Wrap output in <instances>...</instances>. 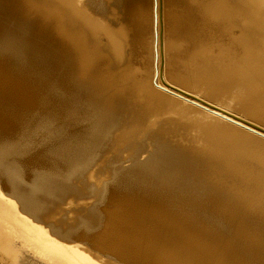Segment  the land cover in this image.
Here are the masks:
<instances>
[{"label": "rangeland", "instance_id": "obj_1", "mask_svg": "<svg viewBox=\"0 0 264 264\" xmlns=\"http://www.w3.org/2000/svg\"><path fill=\"white\" fill-rule=\"evenodd\" d=\"M64 1L69 2L66 15ZM86 1L0 0V127L2 120L10 123L13 137L17 139L9 158V164L15 166L13 174L19 178L27 175L32 181L29 187L34 191L36 182L48 187L44 194L56 189L43 196L42 204L47 205L48 201L49 204L44 209L48 212L40 214L42 223L55 232L52 234L55 239L77 245L98 264H131L98 248L96 239L106 229L108 212L114 208L126 209V229L141 233L156 232L150 214L161 212L198 235L210 250L226 254L227 258L221 262L216 258L212 264H264V185L251 186L255 184L253 181L264 180L259 166L264 165V137L252 135L261 147L252 155L259 156L257 161L249 159L245 152L236 151L238 146L231 141L225 148L231 158L218 160L210 152L212 144L209 143L220 144L216 127H234L232 123L170 94L160 92L162 101L156 103L145 97L146 86L153 92L158 91L154 84L157 69L171 86L189 91L193 96L201 95L203 99V87L177 86L171 77H178V73L184 71L190 55L203 50L206 59H214L229 69L234 67L240 77L222 90L223 93L203 100L210 103L209 108L221 107L243 119L234 110L240 88L238 82L245 78L243 81H249L250 90L264 92V59H258V55L264 57V0H146L145 29L139 45L131 50L126 48L130 36L126 41V31L122 32L118 19L114 16L106 19L97 13L106 7L107 0ZM219 2L222 9L217 7ZM75 8H79L77 14L73 13ZM218 9L225 16H217ZM76 21L81 30L86 31L77 33L78 37L70 33L79 42L75 39L68 43L63 22ZM246 33H256L258 38L260 48L254 55V52L248 54V48L243 51L233 47V42L238 39L241 42L246 37H240ZM117 42L120 52L114 46ZM187 42L191 44L189 47ZM218 51L223 54H217ZM244 120L264 130V122L254 118ZM243 130L240 132L248 144L246 132L251 131ZM4 133L0 130V141ZM22 148L27 149L26 161L21 159L25 158L20 154ZM147 159L152 161L147 163ZM176 159L184 165L177 166ZM5 160L1 155L0 168L8 164ZM229 162H240L242 167L227 170ZM186 163H191L190 167ZM145 211L151 212L146 214Z\"/></svg>", "mask_w": 264, "mask_h": 264}, {"label": "bare ground", "instance_id": "obj_2", "mask_svg": "<svg viewBox=\"0 0 264 264\" xmlns=\"http://www.w3.org/2000/svg\"><path fill=\"white\" fill-rule=\"evenodd\" d=\"M16 1V0H15ZM30 1V0H29ZM40 1V0H39ZM43 1V0H42ZM90 1V0H87ZM86 1V2H87ZM149 1V0H147ZM181 1V0H180ZM187 1V0H186ZM10 2V1H9ZM37 2V0H36ZM35 2V3H36ZM85 2V1H84ZM93 2V1H92ZM192 2V1H191ZM216 2V1H214ZM29 3V2H28ZM34 3V4H35ZM40 3V2H39ZM63 3V2H62ZM69 2L64 1L65 6V15L67 13V8H69L68 5ZM86 4V3H85ZM211 4V3H209ZM221 4L219 2V5L217 7L219 9H222ZM224 4V3H223ZM38 5V4H37ZM145 5H147L146 0H107L106 1V7L99 10L97 13L104 15L106 19L108 17L113 16L118 19L117 24H119L120 28L122 29V32L125 33L126 31V41L128 36H130V44L126 43V48L128 50L133 49L134 46H138L140 43V37L141 33L145 29V20H146V8ZM184 5V4H183ZM190 5V4H189ZM213 5V4H212ZM215 5V4H214ZM225 5V4H224ZM21 6V5H20ZM227 6V5H226ZM225 6V8H227ZM67 7V8H66ZM178 7V6H177ZM182 6H180L181 8ZM190 7V6H189ZM209 7V6H208ZM212 7V6H210ZM214 7V6H213ZM212 7V9H214ZM149 8V7H148ZM207 8V7H206ZM205 8V10H206ZM13 9V8H12ZM35 9V8H34ZM41 9V8H39ZM79 9V8H77ZM76 8L73 10L74 14L78 13V10ZM208 9V8H207ZM218 9V10H219ZM19 10V9H18ZM38 10V9H37ZM42 10V9H41ZM211 10V8H210ZM216 10V9H215ZM214 10V11H215ZM36 11V10H35ZM187 11V10H186ZM192 11V10H191ZM179 12V11H177ZM181 12V11H180ZM179 12V13H180ZM220 12V10H219ZM217 16H220V14H224L222 12L219 13ZM227 12V11H226ZM20 13V12H19ZM31 13V12H30ZM38 13V12H37ZM53 13V12H52ZM215 13L216 12H211ZM42 14V12H41ZM47 14V12H46ZM56 14V13H55ZM54 14V15H55ZM149 14V13H148ZM186 14V13H185ZM64 15V16H65ZM181 14H179L180 16ZM214 15V14H213ZM212 15V16H213ZM48 16V15H47ZM51 16V15H50ZM185 16V15H184ZM225 16V14H224ZM20 17V16H19ZM42 17V16H41ZM227 17V16H226ZM103 18V17H102ZM165 18V17H164ZM215 18V17H213ZM220 18V17H219ZM25 19V18H24ZM50 19V17H49ZM48 19V20H49ZM62 19V18H61ZM110 19V18H109ZM223 19V18H222ZM225 19V18H224ZM223 19V20H224ZM21 20V19H19ZM29 20V19H28ZM39 20V19H38ZM44 20V19H43ZM105 20V19H104ZM26 21V20H25ZM63 21V20H62ZM166 21V18H165ZM218 21V18L217 20ZM226 21V20H225ZM107 22V21H105ZM112 22V20H111ZM114 22V21H113ZM164 22V21H163ZM167 22V21H166ZM16 23V22H14ZM13 23V24H14ZM62 23V22H60ZM64 23L65 30L67 31V39L68 43L74 42L76 38L71 36L70 33H83L81 30V26H78V21H76L73 24L70 23ZM108 23V22H107ZM110 23V22H109ZM116 23V22H115ZM226 23V22H225ZM17 24V23H16ZM25 24V23H24ZM23 24V25H24ZM70 24V25H69ZM114 24V23H112ZM135 24V25H134ZM224 24V23H223ZM69 25V26H68ZM111 25V23L109 24ZM165 25V24H164ZM20 26V25H19ZM32 26V25H31ZM113 26V25H112ZM118 26V27H119ZM149 26V25H148ZM21 27V26H20ZM26 27V26H25ZM36 27V26H35ZM54 27V26H53ZM115 27V26H114ZM165 27V26H164ZM14 28V27H13ZM32 28V27H30ZM58 28V27H57ZM61 28V27H60ZM134 28V30H133ZM16 29V28H15ZM36 29V28H35ZM50 29V28H49ZM103 29V28H102ZM113 29V28H112ZM115 29V28H114ZM147 29V28H146ZM5 30V28H4ZM18 30V29H17ZM62 30V29H61ZM64 30V31H65ZM150 30V29H149ZM13 31V30H12ZM31 31V30H30ZM3 32V31H2ZM22 32V31H21ZM42 32V31H41ZM169 32V30H168ZM6 33V32H5ZM31 33V32H28ZM59 33V32H58ZM65 33V32H64ZM121 33V32H120ZM43 34V33H42ZM46 34V33H45ZM143 34V33H142ZM157 34V33H156ZM223 34V33H220ZM235 34V33H234ZM256 33H246L244 36L240 37L245 39H242L241 42L238 39L237 41H234L233 47L235 49L243 50L244 48H248V54L252 52L253 55L256 54V50L260 48L258 46L259 42L257 41L258 38L255 37ZM80 35V34H79ZM87 35V34H86ZM85 35V36H86ZM159 35V34H158ZM187 35V34H186ZM202 35V33H201ZM227 35V34H226ZM225 35V36H226ZM258 35V34H257ZM256 35V36H257ZM35 36V35H34ZM65 36V35H64ZM90 36V35H89ZM184 37V35H182ZM203 36V35H202ZM229 36V34L227 35ZM226 36V37H227ZM56 37V36H55ZM144 37V36H143ZM156 37V36H155ZM186 37V36H185ZM234 37V36H233ZM237 37V36H236ZM235 37V39H236ZM238 37V38H239ZM258 37V36H257ZM41 38V37H40ZM46 38V36H45ZM158 38V36H157ZM188 38V37H187ZM79 39V38H78ZM88 39V38H87ZM216 39V38H215ZM34 40V39H33ZM118 42L120 41V37L117 36ZM184 40V39H183ZM62 41V40H61ZM78 41L77 39L75 42ZM85 41V39H84ZM83 41V42H84ZM158 42L157 40H155ZM226 41V40H225ZM40 42V41H39ZM79 42V41H78ZM88 42V40H87ZM117 42L116 51L120 52L119 44ZM208 42V41H207ZM232 42V41H231ZM50 43V42H49ZM190 43V42H189ZM195 45H197V42H194ZM218 43V42H217ZM46 44V43H45ZM62 44V43H61ZM65 44V42H64ZM75 44V43H74ZM89 44V43H87ZM157 44V43H156ZM76 45V44H75ZM191 45V44H190ZM187 42V46H190ZM192 44V46H195ZM202 45V44H201ZM232 45V44H231ZM160 46V45H159ZM218 46V45H217ZM263 46V45H262ZM43 47V46H41ZM49 47V46H48ZM75 47V46H74ZM77 47V46H76ZM94 47V46H93ZM212 47V46H211ZM44 48V47H43ZM50 48V47H49ZM90 48V47H89ZM109 48V47H108ZM157 48V47H156ZM207 48V47H206ZM227 48V47H226ZM264 48V47H263ZM65 49V48H64ZM139 49V48H138ZM197 49V48H196ZM54 50V49H53ZM70 50V49H69ZM85 50V49H84ZM95 50V47L94 49ZM159 51V48H157ZM156 50V51H157ZM223 50V49H222ZM234 50V49H233ZM50 51V50H49ZM92 51V50H91ZM109 51V49H108ZM111 51V50H110ZM126 52V50H124ZM157 51V52H158ZM247 51V50H246ZM9 52V51H8ZM8 52L7 53L8 55ZM53 52V51H52ZM56 52V51H55ZM95 52V51H94ZM219 52V51H218ZM223 52V51H222ZM222 52H219L217 54H223ZM226 52V51H224ZM10 53V52H9ZM12 53V52H11ZM46 53V52H45ZM81 53V52H80ZM97 53V51H96ZM110 53V52H109ZM262 53V52H261ZM264 53V52H263ZM4 54V53H3ZM2 54V55H3ZM47 54V53H46ZM89 54V53H87ZM200 54L202 56H200ZM225 54V53H224ZM238 54V53H237ZM244 54V53H243ZM246 54V52H245ZM1 55V56H2ZM10 55V54H9ZM52 55V54H51ZM59 55V54H58ZM82 55V54H81ZM95 55V54H94ZM108 55V54H107ZM111 55V54H109ZM113 55V54H112ZM140 55V54H139ZM227 55V54H226ZM6 56V55H5ZM14 56V55H13ZM97 56V55H96ZM121 56V55H119ZM159 56V55H158ZM240 56V55H239ZM252 56V55H251ZM256 56V55H255ZM254 56V57H255ZM260 60H263L264 57H261L258 55ZM264 56V55H263ZM8 57V56H6ZM11 57V56H10ZM61 57V56H60ZM91 57V56H90ZM110 57V56H108ZM182 57V56H181ZM195 57V58H194ZM249 57V56H248ZM13 58V57H12ZM48 58V57H47ZM92 58V57H91ZM112 58V57H111ZM114 58V57H113ZM117 58V57H115ZM246 58V57H245ZM250 58V57H249ZM3 59V57H1ZM6 59V58H5ZM11 60V58H8ZM7 59V60H8ZM54 59V58H53ZM59 59V58H58ZM67 59V58H66ZM80 59V58H79ZM93 59V58H92ZM158 59V58H157ZM94 60V59H93ZM245 60V59H244ZM1 61V60H0ZM3 61V60H2ZM5 61V60H4ZM49 61V60H48ZM66 61V60H65ZM70 61V60H69ZM83 61V60H82ZM85 61V60H84ZM90 61V60H88ZM246 61V60H245ZM254 61V60H253ZM258 61V60H257ZM8 62V61H7ZM12 62V61H11ZM10 62V64H11ZM52 62V61H51ZM158 62V61H157ZM47 63V62H46ZM55 63V62H54ZM90 63V62H89ZM5 62L3 63V65ZM58 64V63H57ZM63 64V63H62ZM66 64V63H65ZM184 71H181L178 73V77L171 76L177 83L175 85H189L194 84L198 85L200 87H203L204 89H201L203 92V99L209 97L213 98L214 96L223 93L222 90H225L230 84H234L235 80L237 78H240L237 73V71H234L232 68L229 69L227 66L220 65L219 62H216L210 59L205 58V54L203 50H200L199 52H195L194 54L189 56V59L184 64ZM214 65V66H212ZM257 65V64H256ZM259 65V64H258ZM47 66V65H46ZM57 67V65H55ZM84 66V65H83ZM82 66V67H83ZM248 66V65H247ZM59 67V66H58ZM86 67V66H85ZM92 67V66H91ZM182 67V66H181ZM250 67V66H249ZM6 68V64H5ZM50 68V67H49ZM48 68V69H49ZM94 68V67H93ZM157 68V67H156ZM259 68V67H258ZM47 69V70H48ZM53 69V67H52ZM65 69V68H64ZM82 69V68H81ZM90 69V68H89ZM247 69V68H246ZM7 70V69H6ZM58 70V69H57ZM61 70V67H60ZM85 70V69H84ZM83 70V71H84ZM155 76H154V84L158 88L157 93L153 92L152 90L145 87V97L147 101L156 103L161 102L162 98L160 96V92L170 94L172 96L178 97L182 99V102H186L185 104L189 103L195 106H199L202 109H205L207 113H211L214 115V117H218L219 119H222V121H225L226 123H232L233 126H226V125H218L215 130L218 132V139H220V144L215 143L217 145H221V147H217V145L213 143H209L210 146V152L218 158V160H226V158H231L229 150L227 149L225 151L226 146L229 144L228 142H233L232 144L237 145L238 148H236V151L239 153H247L249 159L257 161L258 155L256 157H253L252 155L256 154L255 151L261 150V147L258 141H256L255 138L252 137V135H261L264 137V134L260 133L258 130L253 129L249 127L248 125H245L242 122H239L238 120H235L231 117L232 114L226 112L225 110L221 109V107H215L216 109L209 108L207 105L210 103H206L198 94H195V96L189 94L186 92V90H182L181 88H175L173 85L171 86V83H167L161 76L160 72L158 74L157 69H155ZM241 70V69H240ZM5 71V70H4ZM66 71V70H65ZM90 71V70H89ZM245 71V70H244ZM251 71V70H250ZM253 71V70H252ZM261 71V70H260ZM259 71V72H260ZM17 72V70L15 71ZM64 72V71H63ZM263 72V71H262ZM7 73V72H6ZM11 73V72H10ZM56 73V72H55ZM69 73V72H68ZM88 73V72H86ZM245 73V72H244ZM258 73V72H257ZM15 74V73H14ZM47 74V72H46ZM54 74V72H53ZM163 74V73H162ZM243 74V73H241ZM246 74V73H245ZM18 75V73H17ZM52 75V74H49ZM66 75V74H65ZM72 75V74H71ZM75 75V74H74ZM8 76V75H7ZM6 76V77H7ZM60 76V75H59ZM63 76V75H61ZM83 76V75H82ZM244 76V74H243ZM250 76V74H249ZM50 77V76H49ZM55 77V76H53ZM76 77V76H75ZM257 77V76H256ZM12 78V77H10ZM44 78V77H43ZM66 78V76H65ZM89 78V77H88ZM261 78V77H260ZM15 79V78H14ZM41 79V78H40ZM46 79V78H45ZM53 79V78H52ZM71 79V78H70ZM68 79V80H70ZM242 79L239 81L238 85H240L239 90L237 91L238 94L235 97L237 102H235V109H233L238 112V114H241L244 118H254L258 122H264V92H255L253 90H250L248 88V82L249 81H243ZM50 81V80H48ZM55 81V79H54ZM53 81V82H54ZM76 81V80H74ZM261 81V80H260ZM26 82V81H25ZM56 82V81H55ZM71 80L69 81V83ZM77 82V81H76ZM87 82V81H86ZM256 82V81H255ZM45 83V82H44ZM42 84V83H41ZM46 84V83H45ZM50 84V83H49ZM52 84V81H51ZM50 84V85H51ZM57 84V83H56ZM59 84V83H58ZM78 84V83H77ZM36 85V84H35ZM34 85V86H35ZM39 85V84H38ZM54 85V84H53ZM52 85V86H53ZM174 85V86H175ZM19 86V85H18ZM32 86V85H31ZM43 86V85H42ZM41 86V87H42ZM46 86V85H45ZM68 86V85H67ZM154 86V87H155ZM56 87V86H55ZM65 87V85H64ZM76 87V86H75ZM84 87V86H83ZM37 88V87H36ZM43 88V87H42ZM54 88V87H53ZM67 88V87H66ZM78 88V87H77ZM156 88V89H157ZM83 89V88H82ZM152 89V88H151ZM33 90V89H32ZM38 90V89H37ZM51 90V89H50ZM49 90V91H50ZM54 90V89H53ZM57 90V88H56ZM62 90V89H61ZM73 90V89H72ZM154 90V89H153ZM30 91V90H29ZM35 91V90H34ZM69 91V90H67ZM46 92V90H45ZM48 92V91H47ZM64 92H66L64 90ZM80 92V91H79ZM31 93V92H30ZM61 93V92H60ZM71 93V92H70ZM29 94V93H28ZM48 94V93H47ZM64 94V93H63ZM68 94V93H67ZM79 94V93H77ZM193 94V93H192ZM36 95V94H35ZM38 95V94H37ZM41 95V94H40ZM52 95V94H51ZM75 95V94H73ZM61 96V95H60ZM77 96V95H76ZM166 96V95H165ZM169 96V95H168ZM205 96V97H204ZM37 97V96H35ZM67 97V96H66ZM70 97V95H69ZM68 97V99H69ZM198 97V98H197ZM61 98V97H60ZM71 98V97H70ZM172 98V97H171ZM174 98V97H173ZM200 98V99H199ZM63 99V97H62ZM73 99V98H72ZM179 99V100H180ZM62 102V101H61ZM68 102V101H67ZM179 102V101H178ZM64 103V99H63ZM184 104V103H183ZM191 106V105H190ZM194 106V107H195ZM198 108V107H197ZM196 108V109H197ZM223 108V107H222ZM204 110V112H205ZM230 110V109H229ZM202 111V110H201ZM108 114V113H107ZM235 115V114H234ZM232 115V116H234ZM106 117V115H105ZM213 117V116H212ZM236 117V116H234ZM239 118V117H237ZM244 118H239L242 121L248 122L244 120ZM255 121V122H256ZM2 126L0 127V130H3L5 133L2 136L3 141H0V156L5 157V161L8 163L3 168H0V264H98L95 262L90 256H88L86 253H84L82 250L78 248L77 245H69L68 243H63L58 239H55L52 234H54L52 231L46 228L44 223H42L43 218L41 217L45 213L44 209H46L45 206H47L49 201L46 204H42L43 196L47 193H51V190L44 194L48 189V187H44V184L42 182H36L33 184L34 187H36V190H32V187L30 188L29 185L32 184L31 179L27 175H24L23 178L16 177L17 175H14L13 172L15 170V166L11 163L9 164L10 156H12L11 151L13 145L17 142V139L15 140V137H13V129L11 128V124L7 121L2 120L1 121ZM263 124V123H262ZM231 125V124H229ZM253 125V124H252ZM256 126V125H255ZM241 127V128H240ZM257 127V126H256ZM243 129H248L251 132V136L248 132L247 134V141L248 144H246V139L244 138V135L240 131H244ZM244 133V132H243ZM15 135V134H14ZM254 135V136H255ZM17 138V137H16ZM23 145L21 142L19 143ZM208 145V144H207ZM240 146V147H239ZM20 150V149H19ZM186 150V149H184ZM21 155L25 158H21L22 160L27 159L28 153L27 149L20 150ZM176 151V150H175ZM178 151V150H177ZM207 151V150H206ZM179 152V151H178ZM201 152V151H200ZM199 153V152H198ZM176 154V153H175ZM174 154V155H175ZM181 154V153H180ZM201 154V153H200ZM207 156L209 155V152L204 153ZM154 155V154H151ZM156 155V153H155ZM203 155V154H202ZM158 156V155H156ZM166 156V155H165ZM228 156V157H227ZM151 159L153 156H150ZM159 157V156H158ZM157 157V158H158ZM212 157V156H211ZM252 157V158H251ZM157 158H153L152 160H155ZM161 158V157H159ZM169 158V156H168ZM183 158V157H182ZM188 158V157H187ZM193 158V157H192ZM203 158V157H202ZM214 158V157H213ZM215 158V159H216ZM255 158V159H254ZM174 159V158H173ZM181 159V158H180ZM185 159V157H184ZM191 159V158H190ZM194 159V158H193ZM197 158H195L196 160ZM204 159V158H203ZM147 159V163H148ZM149 160V161H152ZM158 160V159H157ZM167 160V159H166ZM168 160H171L169 158ZM177 160V159H176ZM179 160V157H178ZM177 160V162H178ZM187 160V159H186ZM192 160V159H191ZM160 161V160H159ZM231 161V159H230ZM156 162V161H155ZM189 162V161H188ZM192 162H194L192 160ZM191 162V163H192ZM200 162V159H199ZM198 162V163H199ZM203 162V161H202ZM215 162V161H213ZM158 163V162H157ZM155 163V164H157ZM160 163V162H159ZM158 163V164H159ZM174 163V162H173ZM190 163V164H191ZM197 163V164H198ZM170 164V163H169ZM177 166L179 164L176 163ZM183 163L180 162L179 165ZM190 164L186 166L190 167ZM203 163H201L202 166ZM207 164V163H205ZM221 164V163H220ZM240 162H229L228 169L233 170H240ZM161 165V164H159ZM172 165V164H171ZM184 165V164H183ZM209 165V163H208ZM207 165V166H208ZM153 166V165H150ZM166 166V164H165ZM170 166V165H169ZM173 166V165H172ZM176 166V165H175ZM199 166V165H198ZM196 165V167L198 168ZM200 166V167H201ZM211 166V164H210ZM261 167V171L264 172V165H259ZM155 167V165H154ZM160 167V166H159ZM174 167V166H173ZM183 167V166H182ZM195 168V166H193ZM216 167V166H215ZM137 168V167H136ZM177 168V167H176ZM185 168V166L183 167ZM188 168V167H187ZM186 168V170H187ZM207 168V167H206ZM205 168V169H206ZM221 168V167H220ZM225 168V166H224ZM223 168V169H224ZM139 169V168H138ZM162 169V168H159ZM166 169V168H165ZM170 169V168H169ZM169 169H166L168 171H171ZM175 169V168H174ZM173 169V171H174ZM180 169V168H177ZM196 169V168H195ZM215 169V168H214ZM185 170V169H182ZM185 170V171H186ZM189 170V169H188ZM193 170V169H191ZM199 170V169H198ZM203 170V169H202ZM217 170V169H216ZM225 170V169H224ZM161 171V170H160ZM164 171V169H163ZM179 171V170H178ZM177 171V173H178ZM200 171V170H199ZM220 171V170H219ZM135 172V171H134ZM133 172V173H134ZM165 172V171H164ZM180 172V171H179ZM187 172V171H186ZM191 172V171H190ZM196 172V171H195ZM201 172V171H200ZM198 172V173H200ZM209 172V171H208ZM230 172V171H229ZM193 175V172H191ZM223 173V172H222ZM221 173V174H222ZM225 173V172H224ZM236 173V172H235ZM176 174V170L175 173ZM183 174V172H182ZM181 174V175H182ZM185 174V172H184ZM189 174V173H188ZM196 174V173H195ZM208 174V173H207ZM190 175V174H189ZM209 175V174H208ZM212 175V174H211ZM219 175V173H217ZM216 175V177H218ZM233 175V174H232ZM238 175V174H237ZM263 175V174H262ZM153 176V175H152ZM151 176V177H152ZM169 176V174H168ZM171 176V175H170ZM178 176V175H177ZM176 176V178H177ZM180 176V175H179ZM204 176V175H203ZM210 176V175H209ZM241 176V175H240ZM154 177V176H153ZM173 177V175H172ZM191 177V176H190ZM189 177V178H190ZM195 177V176H194ZM199 177V176H198ZM205 177V176H204ZM207 177V175H206ZM175 178V177H174ZM186 178V177H185ZM201 178V177H200ZM224 178V177H223ZM235 178V177H233ZM130 180V178H128ZM132 179V178H131ZM170 179V178H169ZM179 179H182L181 177ZM188 181L190 179L186 178ZM192 179V177H191ZM194 179V178H193ZM196 179V178H195ZM194 179V180H195ZM198 179V178H197ZM196 179V180H197ZM209 179V178H207ZM221 179V178H220ZM237 179V177H236ZM135 180V179H134ZM132 180V181H134ZM141 182L140 179H137ZM135 180V182H137ZM150 180V179H149ZM178 180V179H177ZM193 180V181H194ZM203 180V179H202ZM201 180V182H202ZM226 180H228L226 178ZM128 181V180H127ZM148 181V180H147ZM171 181V179H170ZM181 181H184L182 179ZM186 181V180H185ZM191 181V180H190ZM189 181V182H190ZM200 181V180H199ZM211 181V180H210ZM219 181V180H218ZM224 181V180H223ZM138 182V184L140 183ZM173 182V181H172ZM171 182V184H172ZM187 182V181H186ZM208 182V181H207ZM229 182V181H228ZM239 182V181H238ZM127 183V182H126ZM188 183V182H187ZM227 183V182H226ZM224 183V184H226ZM241 183V182H240ZM255 184H251V186H255L258 183L262 186L264 185L263 181H253ZM55 184V183H54ZM137 184V183H136ZM137 184V185H138ZM176 184V183H175ZM180 184V183H178ZM183 184V183H182ZM185 184V183H184ZM206 185V184H205ZM203 185V186H205ZM209 185V184H207ZM54 186V185H53ZM173 186V184H172ZM220 186V185H219ZM235 186V185H234ZM52 187V186H51ZM114 187V186H113ZM118 187V186H117ZM134 187V186H133ZM139 187V186H137ZM142 187V186H140ZM175 187V186H174ZM53 188V187H52ZM129 188V187H128ZM145 188V187H143ZM134 189V188H133ZM46 190V191H45ZM56 190V189H55ZM54 190V192H55ZM144 191V190H143ZM242 191V190H241ZM142 193V192H141ZM54 194V193H53ZM52 194V196H53ZM143 194V193H142ZM230 194V193H229ZM160 195V194H159ZM49 196V195H48ZM47 196V197H48ZM147 196V195H146ZM46 197V196H45ZM45 199V198H44ZM49 207V206H48ZM47 207V208H48ZM123 207V206H121ZM126 208V207H125ZM128 209V208H127ZM134 209V208H133ZM47 211V210H46ZM48 212V211H47ZM46 212V213H47ZM133 212V211H129ZM136 212V211H135ZM151 211H145L146 214H149ZM45 213V214H46ZM141 214V213H140ZM145 214V215H146ZM45 220V219H44ZM150 220H152L153 224L156 227V232L153 233H141L136 230H127L126 229V209L124 208H114L107 214V223H106V229L103 234H100L99 237L96 239V243L99 249L107 253L108 255H113L118 257L120 260L131 263V264H212L213 261L217 258L221 262L225 257L227 258L226 254L222 251L216 252V250H210L208 247H206L202 241L201 238L191 232L189 229H187L185 226L181 225L178 221L170 218L167 214L156 212L150 214ZM48 224V223H47ZM44 225V226H43ZM79 225V224H78ZM49 226V225H48ZM52 226V225H51ZM77 226V223L74 225ZM73 227V226H72ZM80 227V226H78ZM54 228V227H52ZM56 229V228H55ZM57 231V230H56ZM160 233H163V236H160ZM61 236V235H60ZM59 236V237H60ZM58 237V236H57ZM62 237V236H61ZM66 238V237H65ZM63 239V238H62ZM69 239V238H68ZM66 240H64L65 242ZM69 241V240H68ZM72 243V242H71ZM106 248V249H105Z\"/></svg>", "mask_w": 264, "mask_h": 264}, {"label": "water", "instance_id": "obj_3", "mask_svg": "<svg viewBox=\"0 0 264 264\" xmlns=\"http://www.w3.org/2000/svg\"><path fill=\"white\" fill-rule=\"evenodd\" d=\"M207 106H210V105H207ZM211 107H212V106H211ZM231 117L234 118L235 120H238L239 122L244 123L245 125H248L249 127H252V128H254V129H257V130H259V131H261V132L264 133V130H262V129L256 127L255 125H252V124H250V123H248V122L242 121V120H240L239 118L234 117V116H232V115H231Z\"/></svg>", "mask_w": 264, "mask_h": 264}]
</instances>
